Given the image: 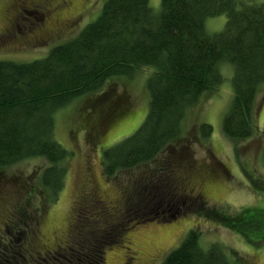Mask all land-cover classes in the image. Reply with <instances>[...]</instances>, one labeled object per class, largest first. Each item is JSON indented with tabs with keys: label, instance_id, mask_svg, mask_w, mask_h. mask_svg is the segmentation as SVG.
<instances>
[{
	"label": "trees",
	"instance_id": "trees-1",
	"mask_svg": "<svg viewBox=\"0 0 264 264\" xmlns=\"http://www.w3.org/2000/svg\"><path fill=\"white\" fill-rule=\"evenodd\" d=\"M149 1L105 0L92 23L72 40L52 48L45 58L30 63L0 62V168L42 158L48 166L41 172V188L58 195L70 153L54 138L55 113L75 99L103 91L110 80L132 78L148 68L151 74L146 80V117L128 138L102 151L106 177L131 171L162 154L180 136L185 112L198 103L203 93H212L222 84L218 66L223 62L233 68L234 96L222 120V131L235 144L253 135V106L257 88L264 84V2L161 0L160 8L154 11ZM221 15L226 17L222 32L208 34L206 20ZM112 106L106 115L112 119L123 117L127 109L124 102ZM102 131L94 129L90 137L94 139ZM198 131L203 139L212 135L207 123L201 124ZM180 151L184 149L169 153L170 163L160 164L161 171H173L179 160L188 161ZM262 160L264 163V154ZM143 175L122 196L118 213L90 198L88 209L94 217L90 222L82 218V227L75 235L79 248L67 256L66 264H90L93 259V264H101L104 247L110 246L127 222L134 225L135 221L142 223L161 215L151 211L156 187L149 173ZM181 181L170 188V198L181 203L187 198L192 204L200 201V197L190 194L191 188L184 193L189 180ZM253 185L264 195V178ZM173 203L176 207L177 202ZM165 205L175 209L172 203ZM171 212L165 211L164 217L166 213L173 217ZM209 217L233 229L249 244L264 243V208L240 211L233 220L216 212L209 213ZM199 238L200 232L189 231L162 264H240L217 243L203 249ZM93 242L100 247L96 257L90 248Z\"/></svg>",
	"mask_w": 264,
	"mask_h": 264
},
{
	"label": "rangeland",
	"instance_id": "rangeland-1",
	"mask_svg": "<svg viewBox=\"0 0 264 264\" xmlns=\"http://www.w3.org/2000/svg\"><path fill=\"white\" fill-rule=\"evenodd\" d=\"M39 1L0 0V62L30 63L45 58L52 48L72 40L86 25L92 23L101 13L105 2L66 0L72 5L60 14L59 24H50L48 32L41 28L46 24H40L44 13L30 6L32 2L39 4ZM160 1L150 0L149 6L157 11ZM237 1L249 4L264 2ZM20 9L28 13L24 20L17 19ZM225 21L224 15L206 20L207 33L222 32ZM40 30L47 35L43 36ZM218 69L222 84L212 93H203L198 103L185 112L180 136L169 143L152 162L132 168L131 171H121L111 178L106 177L103 170L102 151L128 138L140 128L148 107L146 80L151 70L138 71L132 78L110 80L103 91L86 94L56 112L54 138L70 153L65 164L64 185L58 195L45 193L41 188V172L46 169L48 162L39 157L0 168V230L6 229L7 222L15 218L23 206L27 216L24 227L28 237L27 223L33 229L32 247L27 253L30 251L35 257L46 250L62 247L65 253L61 255L63 259L60 264H66L69 257L65 256L71 257L74 248H79L75 235L76 230L82 227V218L90 222L94 217L92 210L88 209L90 198L96 200L97 205L102 204L103 208L118 213L122 196L133 188H130L131 183L135 185L142 174L149 173L153 187H156L151 211L161 215L142 223L135 221L134 225L131 221L127 222L123 231L109 243L110 246L104 247L101 264H162L169 252L178 248L191 230L200 232L199 241L205 250L210 244L217 243L231 258L236 257L240 264H264V243L249 244L233 229L209 217V213L216 212L233 220L240 211L264 208V195L253 185L264 178V84L257 88L253 106V135L235 144L222 131V120L233 102V68L228 62H223ZM123 102L127 107L122 112L123 117L112 119L106 115L112 105L118 106ZM204 123L212 127V135L205 139L198 131V127ZM98 128L103 131L92 139L90 135ZM177 148L184 149L180 152L188 156V161L179 160L175 163L178 167L173 165L177 167L173 171H170L171 168L168 172L165 169L161 171L159 166L164 161L165 164L170 163L169 153ZM168 173L172 174V179ZM181 179L189 180L193 188L190 191L202 195L200 201L192 204V199L187 198L186 202L181 200L184 201L181 203L178 199L170 198V188L182 183ZM166 202L172 203L176 210L164 206ZM173 202H177L176 207ZM190 204L197 208L193 209ZM171 210L173 217H168L166 213L165 218L164 212ZM5 237L3 234L0 238L3 243L6 242ZM97 243H92L95 248L90 245L95 257L96 252L100 251V247L95 246ZM22 255L28 264L33 262V257L24 253ZM43 263L40 261L38 264ZM71 264L76 262L72 261Z\"/></svg>",
	"mask_w": 264,
	"mask_h": 264
},
{
	"label": "flooded vegetation",
	"instance_id": "flooded-vegetation-1",
	"mask_svg": "<svg viewBox=\"0 0 264 264\" xmlns=\"http://www.w3.org/2000/svg\"><path fill=\"white\" fill-rule=\"evenodd\" d=\"M70 5H72V3L68 4L66 0H41L39 1V4L34 2L30 4L31 7L40 9L44 13L40 21L42 23L40 24H46V26L42 25L41 28H45L48 32H50V24H59L60 14L63 11H66L70 7ZM26 15L28 16V13L21 10V12H18L17 19L20 18L21 20H24V16L26 17ZM40 32L43 34V36L47 35V33H45L43 30H40ZM18 33H20V31H18ZM190 188L191 184H187L184 193H186L188 191L187 189ZM190 192L202 199V195L200 193L197 192L196 194V192L193 190H191ZM24 213L25 212L23 209L18 210L16 217L11 218V220H9L5 225L6 229L0 230V238L3 236V234H5L6 236L5 243H3L0 239V264H28L27 259H25L22 253L26 254L27 256L29 255L30 257H33L30 251L27 253L28 249L32 247L30 244H32L33 229L31 227L32 225L27 223L26 226L29 227L30 234L28 237L27 231L24 227L25 218L27 219V216H25ZM23 236L24 241H22ZM68 248L69 247L67 245L66 249ZM63 251H65L64 248L57 247L53 250H46L45 253H40L39 255L36 254V256L33 257V262L31 264H38L40 261H43V264H60L61 259H63L61 255L65 253Z\"/></svg>",
	"mask_w": 264,
	"mask_h": 264
}]
</instances>
